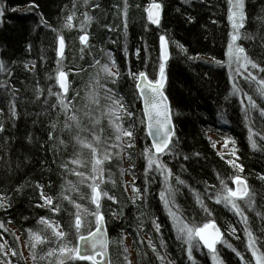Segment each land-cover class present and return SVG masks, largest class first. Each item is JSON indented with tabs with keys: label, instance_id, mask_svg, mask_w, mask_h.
Here are the masks:
<instances>
[{
	"label": "trees",
	"instance_id": "16d2710c",
	"mask_svg": "<svg viewBox=\"0 0 264 264\" xmlns=\"http://www.w3.org/2000/svg\"><path fill=\"white\" fill-rule=\"evenodd\" d=\"M154 2L162 7L158 26L151 24L146 14ZM229 8L228 0H0V63L4 66L0 71V203L4 204L0 207V245H4L0 264H57L58 256L47 255L50 249H57L56 238L39 222L42 217L57 222L67 234L60 244L77 246L79 238L73 227L76 209L64 196L82 206L81 234L95 230V218L88 214L94 210L90 181L82 184L80 177L70 174L72 169L91 173L89 150L81 149L74 140L77 134L88 137L89 132H78L75 126L65 129V115L56 99L57 93L62 94L56 80L59 71L68 74L69 97H74L73 107L83 128L92 127L84 113L86 94L97 77L102 85L97 86L101 107L94 108L93 115L99 118L106 111L108 89L132 114L121 121L134 133L131 148L115 140L107 116L96 126L98 133L103 129L102 142L97 145L101 152L110 144H120L108 148L112 156L105 162L103 180L97 181L117 201L113 203L107 196L101 200L111 264H130L126 237L132 242L137 264H213V255L201 245L192 249L189 259L188 245L177 238L160 199L168 185L178 190L170 207L183 222L201 227L214 221L221 228L223 238L215 254L221 264H242L237 252L244 257L243 264H255L247 249L246 229L264 251V118L248 109L243 94L233 95V85L252 95L258 105L264 101L256 96L255 84L244 82L246 73L237 74L229 65ZM85 13L92 18L85 25L89 35L86 47L79 42ZM244 13L239 43L264 67V0H244ZM70 15L71 29L64 27ZM59 35L65 38L64 58L58 55ZM162 36L170 49L165 92L175 126L169 149L159 157L171 170L168 184L167 172L162 173L155 164L148 166L145 150H153L136 90L141 72L149 80L159 79ZM105 64L115 76L101 71ZM248 71L264 77L257 69L249 67ZM250 128L256 133L255 150L249 140ZM209 131L228 141L226 153L216 149ZM78 152L85 167L69 163ZM229 161L242 165L243 172ZM127 174L133 179L129 185ZM237 175L248 182L252 199L249 207L239 201L247 223L223 202H215L221 181L233 187ZM177 178L184 184H178ZM41 192L53 198L59 214L49 207H37L44 202ZM154 222L160 225L159 231ZM29 230L47 242L33 249ZM21 241L29 261L23 256ZM65 264L90 262L65 258Z\"/></svg>",
	"mask_w": 264,
	"mask_h": 264
},
{
	"label": "snow or ice",
	"instance_id": "6c2138e0",
	"mask_svg": "<svg viewBox=\"0 0 264 264\" xmlns=\"http://www.w3.org/2000/svg\"><path fill=\"white\" fill-rule=\"evenodd\" d=\"M229 16L228 19L231 22L233 32L231 34V42L228 44V57L229 65L235 63L237 65V70L243 69L246 75L244 76V82L249 86L255 84V94L259 97L260 100L264 101V77H257L252 72L248 71V68L257 69L258 71L264 73V67H261L257 62L252 60L250 56L246 53L244 47H241L237 44L242 38L241 29L245 27L244 21L246 16L244 13V0H228ZM159 4H154L152 6L155 11L149 10V19L154 24H159ZM73 16L67 17V22L64 25L65 28L71 29ZM92 18L85 13V19L81 23L80 31L84 32L83 35L79 36V42L83 46H88L89 44V35L85 32V25L91 23ZM245 39L250 37L245 36ZM58 40V55L61 58L65 56V38L62 35L57 37ZM160 60L159 64V79L152 81L149 80L147 75L143 72L139 74L140 84L137 85L141 96L144 102V116L147 120L148 134L152 137L151 149H154L152 152L149 149L145 150V155L148 160V166L151 168L154 164L155 167L161 172H167L165 177V183L168 184L169 179L172 176L171 170L166 169L160 162L159 157L161 154H165L166 150L169 149V144L171 142L172 132L170 131L171 117L169 113V105L167 103V97L163 93V88L166 82L165 68L167 61L169 59V52L167 48V42L162 36L160 38ZM83 51V49H81ZM99 64V61H96ZM115 64L112 62V67ZM4 68L3 64L0 63V71ZM101 71L108 77H113L116 74L112 72L111 67L105 64L101 66ZM56 80L59 84V88L62 90L61 93L56 94V99L59 107L63 110L65 115V129L71 130L73 126L78 130V132L88 131V137H81L77 134L74 137L76 144L81 149H88L91 155V173L86 175L84 172L77 169H72L70 174H73L81 178V183L85 181H90L88 187L90 188V203L94 205V210L88 212L89 215H92L95 218V230L89 231L87 236L81 234V230L84 226V216L82 214V206L79 203H75L71 200L70 197L64 196L63 199L67 200L70 204H73L76 212L74 213V222L73 227L78 235L79 241L84 244L82 250L81 246L68 247L67 245H62L59 242L62 241L67 235L64 231L61 230L60 225L48 218H41L40 223L44 224L48 229L51 230L52 235L56 238L57 249H50L47 253L49 257L58 256L59 259L57 264H65V258L69 260L76 261H89L90 264H103V261L99 260L98 257L102 256L105 253V250L108 246V241L105 238L104 229V220L105 217L101 212V200L107 196L108 199H111L113 203H117L115 197L108 196L104 192L97 181H102L104 176V165L106 161L111 159L112 153L108 151V148H117L120 146L119 143H114L108 145V148H105L103 152L97 147L98 144L102 142V133L103 129H99V133L96 130V126L101 123V120L104 116H107L110 125L113 127L115 132V140L117 142H123L125 147H133L132 138L134 133L131 129H125L121 123L124 117H131V113L127 110L126 106L123 104L122 100L118 99L114 94H111V89L107 90L106 100L109 102L106 111H103L101 117L97 118L93 115L94 108H100V95L97 90V86L100 85V80L97 77L90 85V91L86 94V99L88 103L85 105V117L91 121L92 127L85 129L82 127V122L79 116L76 114L74 105V97H69V83H68V74L64 71H59L56 76ZM141 84L143 87H141ZM241 93L244 95L247 100L248 109L255 110L259 112L260 117L264 118V104H257L256 99L252 95H248L243 92V89L238 85H233V95ZM76 96H79V92L75 93ZM243 104V101H241ZM91 105L92 107H89ZM55 127V125H53ZM0 131H3V128H0ZM249 140L251 141L252 148L255 150L257 144L253 140V136L256 133L252 132L251 128L249 129ZM90 137V138H89ZM125 138L127 140L125 141ZM261 140H264V136H261ZM104 143H107V140H103ZM227 146V142L225 144ZM122 151V149H121ZM233 154H235L233 152ZM82 153H76V158L69 161L71 164L77 165V168H82L86 166V162L83 161L81 157ZM233 167L239 169L240 172H243V166L235 163L234 161H229ZM65 170L67 171V165H65ZM264 179V177H261ZM178 184H184L183 180L177 178L176 181ZM232 183L236 185L235 189L229 187L228 184L221 181V191L216 195L215 202L217 204L223 202L226 207H230L231 210L239 216L243 217L245 223H247V217L243 216V211L241 205L238 201H243L244 203L251 204L252 199L250 196L249 186L246 180L242 179L241 176L237 175L233 178ZM136 192H139V189H133ZM178 190L173 189L170 185L166 188L165 191H161L160 199L164 203L165 208L168 210L169 216L173 220V224L177 230V238L183 239L184 242L188 245V255L189 259L192 258V249L199 245L208 249L209 253L213 254V260L217 261V264H221L215 255L217 252L216 245L222 240V233L219 228H217L214 222L206 223L202 227H190L187 223H184L175 212L172 211L170 205L174 204L176 192ZM41 198L43 199V204H38L37 207H49V210L53 214H59L60 207L54 204V200L50 196H44L41 192ZM83 198V197H82ZM199 202V197H197ZM0 207H4V204L0 203ZM201 207H204L201 205ZM205 211H208L206 208ZM87 212L88 210H83ZM155 224V222H154ZM0 227H3L0 225ZM156 230H160V225L155 224ZM235 229H233V232ZM248 236V245L247 249L251 252L252 258L255 260V264H264V251H261V247L257 246V238L254 237L251 231H247ZM30 239L32 241L31 247L35 249L38 244L47 242L41 235L37 233H32L29 230ZM19 239V237H17ZM149 247H152L149 244ZM4 245H0V249H3ZM90 249V250H89ZM155 252L156 249L153 248ZM235 251V250H234ZM13 256L16 255L15 252L11 253ZM240 256L241 262L243 264L244 257L237 252ZM35 259V256H33ZM162 259V258H161ZM51 264V261L49 262ZM250 264V262H249Z\"/></svg>",
	"mask_w": 264,
	"mask_h": 264
},
{
	"label": "water",
	"instance_id": "95a60500",
	"mask_svg": "<svg viewBox=\"0 0 264 264\" xmlns=\"http://www.w3.org/2000/svg\"><path fill=\"white\" fill-rule=\"evenodd\" d=\"M154 4H159V5L161 6V4H160V3H157V2L151 3V4L148 6V8L146 9V14H147V18H148L149 22H150L151 24L155 25V26H158V25L160 24V21H161V11H162V7H160V10H159V24H158V25L152 23L151 20L149 19V10L155 11V9L152 8V6H153ZM163 37H164V36H163ZM164 38H165V37H164ZM165 40H166V38H165ZM166 42H167V48H168V52H169V59H170V49H169V44H168V41H167V40H166ZM160 52H161V46H160ZM59 57H60V56H59ZM169 59H168V61H169ZM168 61H167V62H168ZM165 76H166V75H165ZM166 83H167V79H166V82H165V86H164V88H163V93H164V95L167 97L166 92H165ZM138 84H140L139 76H138V80H137V83H136V90H137V93H138L139 98H140L141 108H142V112H143V115H144V102H143V98H142V96H141V93H140V91H139V89H138V87H137ZM141 87H143L142 84H141ZM61 91H62V90H61ZM167 103H168V105H169V113H170V117H171L170 131L172 132V137H171V141H172V138H173V136H174V134H175V126H174V123H173L172 109H171V105H170V102H169L168 97H167ZM144 121H145V127H146L147 136H148V139H149V141H150V144L152 145V137L148 134L147 120H146L145 116H144ZM170 144H171V142H170ZM170 144H169V146H170ZM152 150H153V152H154V149H152ZM161 155H162V154H161ZM241 178L244 179V180H246V179L243 178V177H241ZM246 182H247V181H246ZM247 184H248V182H247ZM235 187H236V185L233 184V189H235ZM211 222H214V221H211ZM211 222H209V223H211ZM214 223L216 224L217 228H219V230H220V232L222 233V236H223V232H222L221 228L218 226V224H217L216 222H214ZM201 227H202V226H201ZM103 231L105 232V238H106L107 241H108V246H107V249L105 250V253H104L102 256L98 257V259L101 260V261H103V264H111L110 250H109V236H108V232H107L106 220H104V229H103ZM85 236H87V235H85ZM218 244H219V243H218ZM218 244H217V245H218ZM78 245L81 246V248H82V250H83V248H84V244H83L82 242H80L79 240H78V244H77V246H78ZM217 245H216V247H217ZM202 247H203V245H202ZM203 248H204L205 250L208 251L207 248H205V247H203ZM89 250H90V249H89Z\"/></svg>",
	"mask_w": 264,
	"mask_h": 264
},
{
	"label": "rangeland",
	"instance_id": "374dc122",
	"mask_svg": "<svg viewBox=\"0 0 264 264\" xmlns=\"http://www.w3.org/2000/svg\"><path fill=\"white\" fill-rule=\"evenodd\" d=\"M230 26H231V34H232V32H233V29H232V25H231V22H230ZM241 31V30H240ZM230 42H231V36H230ZM229 42V43H230ZM237 44L239 45V46H241V44L239 43V41H237ZM242 47V46H241ZM228 60H229V57H228ZM231 65H233V67L234 68H236V73L237 74H242L243 72H244V70L241 68V69H239V71L237 70V65L235 64V63H232ZM208 135H209V137L211 138V139H213L214 140V142H215V145H216V149L219 151V152H222V153H226L227 151L225 150V148H226V146H225V144H226V142L228 143V141L227 140H224V139H222L221 137H219L217 134H216V132H214V131H209L208 132ZM232 148V147H231ZM126 167H129V165L126 163V165H125ZM126 182H127V184L129 185V184H131V183H133V179L127 174L126 175ZM243 202V201H242ZM238 203H239V201H238ZM249 205L250 204H245V206L246 207H249ZM166 212H167V214H168V210L166 209ZM168 216H169V214H168ZM169 218H170V220H171V222L173 223V220H172V218L169 216ZM185 223V222H184ZM173 226H174V224H173ZM175 227V226H174ZM175 229H176V227H175ZM125 242H126V245H127V252H128V255H129V260H130V264H137V261H136V254H135V251H134V249H133V245H132V242H131V240L128 238V237H126V239H125ZM21 248H22V253H23V256L25 257V259H27V261H29V254H28V252L26 251V248H25V244L23 243V241H21ZM213 255V254H212ZM217 256V255H216ZM218 258V257H217ZM219 260V259H218ZM212 262H213V264H217V261H214L213 260V256H212Z\"/></svg>",
	"mask_w": 264,
	"mask_h": 264
}]
</instances>
